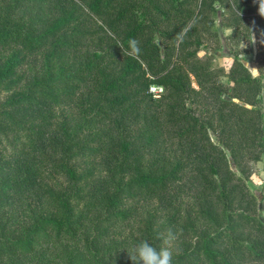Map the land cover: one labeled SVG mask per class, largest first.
<instances>
[{
  "label": "trees",
  "instance_id": "16d2710c",
  "mask_svg": "<svg viewBox=\"0 0 264 264\" xmlns=\"http://www.w3.org/2000/svg\"><path fill=\"white\" fill-rule=\"evenodd\" d=\"M218 5L264 65L258 0H0V89L17 90L0 104V264H133L135 244L170 232L190 235L172 264H264L247 183L264 153L263 70L200 54ZM39 52L43 71L19 74ZM71 104L82 115L61 119ZM58 175L63 188L46 181ZM155 196L163 215L115 237L136 219L125 201Z\"/></svg>",
  "mask_w": 264,
  "mask_h": 264
},
{
  "label": "rangeland",
  "instance_id": "374dc122",
  "mask_svg": "<svg viewBox=\"0 0 264 264\" xmlns=\"http://www.w3.org/2000/svg\"><path fill=\"white\" fill-rule=\"evenodd\" d=\"M221 5L216 7L215 13L212 15L214 18V28L216 37H209L208 34L205 38L204 46H202V50L200 54H207L211 57V63L213 67H223V69L228 68L232 58L234 55H237L244 64L249 68L252 72V69L258 70V74H260V70H263L261 77L263 79V88H262V97L264 107V65L259 64L257 62L259 58V41L254 35V33H249L246 31H241L239 35H235L230 37L231 28H229V23L231 21V14L229 10ZM26 15V12L23 11ZM21 13V16L23 15ZM10 54L9 50H1L0 51V62L8 57ZM44 52L35 53L29 56L28 60L18 68L19 74H24L27 79H30L32 75L36 73H40L44 69V60H43ZM192 85L195 86L194 78L192 77ZM17 90L14 88L11 89H0V104L10 99L14 94H16ZM83 106L80 104H71L64 107V110L60 112V118H69L70 120H74L79 118L82 115ZM264 111V109H263ZM2 143L6 141V138H2ZM233 166V165H232ZM99 171H103L102 168H105L104 165L97 166ZM251 174L248 178V186L255 193L258 199V209L260 215L264 217V153L261 158L257 162L251 163ZM84 171V169H81ZM80 172V170H79ZM49 185L54 188L57 187H65L67 185V180L62 175H58V179L54 178V180H46ZM184 203H187L186 198L183 199ZM179 198H177L178 201ZM190 200V198H189ZM176 201V197L173 198V202ZM34 204V203H33ZM125 207H136L135 221L133 223L132 228H123L121 234L119 231L122 227H119L114 234L115 237L126 236L128 238H139L141 237L140 229L144 226V223L149 217H154L155 219L160 218L163 215L164 210L161 211V205L158 203L157 196L154 198L143 199L140 201L134 200H126L124 203ZM18 214V213H17ZM1 220H5V217H0ZM179 238V239H178ZM175 240H168L164 243L163 247H168L172 252V255L176 252H179L182 248V241H187L190 238L188 233L184 234L181 237H178Z\"/></svg>",
  "mask_w": 264,
  "mask_h": 264
},
{
  "label": "clouds",
  "instance_id": "9594fccd",
  "mask_svg": "<svg viewBox=\"0 0 264 264\" xmlns=\"http://www.w3.org/2000/svg\"><path fill=\"white\" fill-rule=\"evenodd\" d=\"M258 11L264 16V0H258ZM253 76L258 74V70L252 69ZM176 234L169 233L168 239H175ZM129 257L133 264H172V252L168 247L157 249L148 241H140L132 247Z\"/></svg>",
  "mask_w": 264,
  "mask_h": 264
},
{
  "label": "built area",
  "instance_id": "2783aa9c",
  "mask_svg": "<svg viewBox=\"0 0 264 264\" xmlns=\"http://www.w3.org/2000/svg\"><path fill=\"white\" fill-rule=\"evenodd\" d=\"M149 91L155 96L158 97L160 92L162 91L161 87L158 86H150Z\"/></svg>",
  "mask_w": 264,
  "mask_h": 264
}]
</instances>
